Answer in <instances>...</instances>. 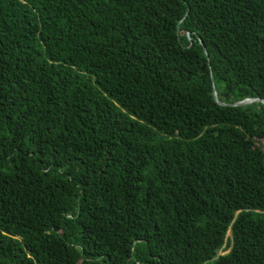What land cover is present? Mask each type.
Returning <instances> with one entry per match:
<instances>
[{"label": "trees", "instance_id": "16d2710c", "mask_svg": "<svg viewBox=\"0 0 264 264\" xmlns=\"http://www.w3.org/2000/svg\"><path fill=\"white\" fill-rule=\"evenodd\" d=\"M254 98L264 0H0V264H264Z\"/></svg>", "mask_w": 264, "mask_h": 264}, {"label": "water", "instance_id": "95a60500", "mask_svg": "<svg viewBox=\"0 0 264 264\" xmlns=\"http://www.w3.org/2000/svg\"><path fill=\"white\" fill-rule=\"evenodd\" d=\"M215 96H216V94H215ZM254 102H262V103H264V99H260V98L246 99L244 101L236 103L235 105H246V104H250V103H254Z\"/></svg>", "mask_w": 264, "mask_h": 264}]
</instances>
